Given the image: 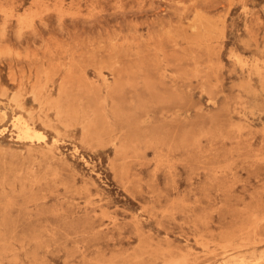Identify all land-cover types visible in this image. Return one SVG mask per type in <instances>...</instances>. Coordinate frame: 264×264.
Listing matches in <instances>:
<instances>
[{
	"label": "rangeland",
	"instance_id": "obj_1",
	"mask_svg": "<svg viewBox=\"0 0 264 264\" xmlns=\"http://www.w3.org/2000/svg\"><path fill=\"white\" fill-rule=\"evenodd\" d=\"M0 264H264V0H0Z\"/></svg>",
	"mask_w": 264,
	"mask_h": 264
},
{
	"label": "bare ground",
	"instance_id": "obj_2",
	"mask_svg": "<svg viewBox=\"0 0 264 264\" xmlns=\"http://www.w3.org/2000/svg\"><path fill=\"white\" fill-rule=\"evenodd\" d=\"M41 141V140H40Z\"/></svg>",
	"mask_w": 264,
	"mask_h": 264
}]
</instances>
